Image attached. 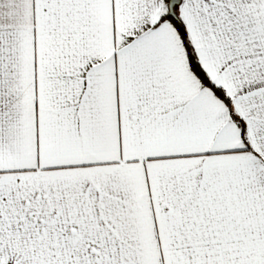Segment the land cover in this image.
<instances>
[{
    "label": "snow or ice",
    "instance_id": "6c2138e0",
    "mask_svg": "<svg viewBox=\"0 0 264 264\" xmlns=\"http://www.w3.org/2000/svg\"><path fill=\"white\" fill-rule=\"evenodd\" d=\"M0 264H264V0H0Z\"/></svg>",
    "mask_w": 264,
    "mask_h": 264
}]
</instances>
